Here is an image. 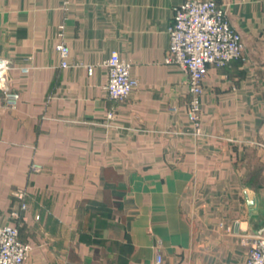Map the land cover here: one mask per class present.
<instances>
[{
  "label": "crops",
  "instance_id": "obj_1",
  "mask_svg": "<svg viewBox=\"0 0 264 264\" xmlns=\"http://www.w3.org/2000/svg\"><path fill=\"white\" fill-rule=\"evenodd\" d=\"M70 1L65 13L61 0H0V55L21 93L12 110L0 87V224L19 223L32 264H157L159 252V264H242L243 185L264 181V0H217L244 50L209 66L200 136L188 74L165 62L185 0ZM113 52L139 81L123 101L105 90Z\"/></svg>",
  "mask_w": 264,
  "mask_h": 264
},
{
  "label": "built area",
  "instance_id": "obj_2",
  "mask_svg": "<svg viewBox=\"0 0 264 264\" xmlns=\"http://www.w3.org/2000/svg\"><path fill=\"white\" fill-rule=\"evenodd\" d=\"M70 0H61L65 13L70 8ZM66 16V15H65ZM169 46L165 62L180 65L188 74L189 90L188 119L190 129L195 136L203 135L202 95L203 80L210 65L222 66L243 55L242 35L229 20L226 9L217 0H185L174 6V14L168 28ZM56 49L61 56L62 66H68L70 46L66 39V23L63 20L58 26ZM108 69V81L105 90L112 100H126L139 85L132 75V62L113 52L105 61ZM10 58L0 55V87L3 89L5 105L14 110L17 108L21 93L8 84L7 75L12 68ZM30 67H23L24 72ZM111 126L115 119L114 110L107 114ZM43 169L40 163L31 165L32 172ZM26 190H20L23 200ZM22 207L26 208L25 201ZM19 217L18 212H13ZM37 217H39L37 215ZM251 244L245 261L242 264H264V235L250 236ZM31 246L20 237L19 223L0 224V264H32ZM163 260L160 252L156 263Z\"/></svg>",
  "mask_w": 264,
  "mask_h": 264
},
{
  "label": "water",
  "instance_id": "obj_3",
  "mask_svg": "<svg viewBox=\"0 0 264 264\" xmlns=\"http://www.w3.org/2000/svg\"><path fill=\"white\" fill-rule=\"evenodd\" d=\"M263 186L255 188L252 184L243 185V193L248 207L249 236L264 235V181Z\"/></svg>",
  "mask_w": 264,
  "mask_h": 264
}]
</instances>
